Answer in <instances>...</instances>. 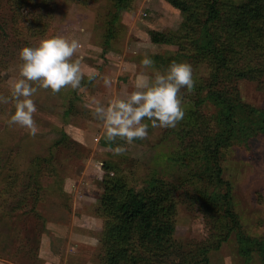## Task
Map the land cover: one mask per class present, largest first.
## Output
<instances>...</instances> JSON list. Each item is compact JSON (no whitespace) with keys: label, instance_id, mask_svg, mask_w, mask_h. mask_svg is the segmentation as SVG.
<instances>
[{"label":"rangeland","instance_id":"1","mask_svg":"<svg viewBox=\"0 0 264 264\" xmlns=\"http://www.w3.org/2000/svg\"><path fill=\"white\" fill-rule=\"evenodd\" d=\"M205 1L198 2L202 11ZM192 25L169 0H0V96H9L20 78L19 50L45 37L76 39L80 48L73 59H80L85 73L77 89L38 88L32 97L35 136L9 126L14 105L0 103L1 259L101 264L100 198L103 177L111 172L107 166H112L128 177L135 192L156 181L176 189V246L164 264H264V121L258 111L264 110V45L252 44V54L239 59L247 77L236 85L228 80L217 85L211 67L197 54L201 27ZM152 29L177 34L181 41L154 44ZM145 54L154 60L151 68L141 65ZM173 61L188 62L193 69L194 89H181L184 118L174 128L149 126L143 140L113 139L121 141L123 153L103 146L107 138L93 115L95 101L106 105L126 99L138 72L151 75ZM89 71L97 73L94 80H88ZM218 90L239 102L230 103L228 123L215 116L223 105L210 94ZM206 142L220 149L234 222L222 215L217 221L206 207L214 194Z\"/></svg>","mask_w":264,"mask_h":264},{"label":"trees","instance_id":"2","mask_svg":"<svg viewBox=\"0 0 264 264\" xmlns=\"http://www.w3.org/2000/svg\"><path fill=\"white\" fill-rule=\"evenodd\" d=\"M169 1L185 14L186 24L201 27L197 38L200 44H197L196 50L211 67L215 84L219 85V80H228L236 85L241 77H247V70L241 68L239 59L244 60V55L252 54V44L257 43L256 47L261 43L264 45V0H206L204 11L198 6L199 0ZM149 33L153 43L181 41L177 34L168 35L155 29ZM256 36L258 42L253 40ZM246 47L247 50H244ZM234 57H238L237 60ZM244 67H250V64ZM221 92L213 91L210 96L218 98L223 105L222 111L215 116L223 117L227 122L225 119L231 118L230 103L239 102L231 100L229 91ZM258 111L264 121V110ZM102 145L115 149L121 141L105 139ZM204 147L211 160L208 178L214 186V194L206 201V207L209 213L216 214L213 216L217 221L222 215L234 222L237 215L229 206L231 189L230 184L224 181L220 149L210 145ZM107 168L111 172L103 177L100 198L105 251L101 264H164L176 246L179 203L176 189L163 181H156L146 190L135 192L120 169ZM219 202L220 206L215 204ZM218 208H222L221 212ZM220 227L228 230L224 224ZM261 247L264 248L263 245Z\"/></svg>","mask_w":264,"mask_h":264},{"label":"clouds","instance_id":"3","mask_svg":"<svg viewBox=\"0 0 264 264\" xmlns=\"http://www.w3.org/2000/svg\"><path fill=\"white\" fill-rule=\"evenodd\" d=\"M79 48L76 39L53 35L41 39L35 46L28 45L19 50L20 78L12 84L9 96H0V103L12 102L14 105V111L7 120L9 126L25 128L29 135L35 136L38 128L33 114L37 107L32 97L38 88L57 93L67 86L73 89L81 86L85 73L80 59H73ZM141 65L151 68L154 60L145 54ZM86 75L88 80H94L97 73L89 71ZM104 84L110 86L111 80L105 78ZM194 86L191 64L173 61L163 71L154 70L151 75L138 72L133 91L126 99H114L106 105L95 101L93 115L103 123L108 140L117 137L127 143L143 140L149 135V126L176 127L185 115L181 89L191 92ZM114 151L120 154L125 148L117 146Z\"/></svg>","mask_w":264,"mask_h":264},{"label":"crops","instance_id":"4","mask_svg":"<svg viewBox=\"0 0 264 264\" xmlns=\"http://www.w3.org/2000/svg\"><path fill=\"white\" fill-rule=\"evenodd\" d=\"M0 264H13V263L12 262H9L7 260H3V259L0 258Z\"/></svg>","mask_w":264,"mask_h":264}]
</instances>
